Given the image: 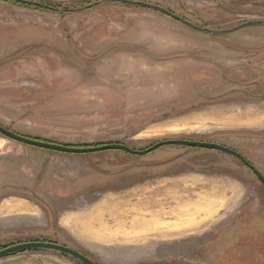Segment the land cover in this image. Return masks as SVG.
I'll list each match as a JSON object with an SVG mask.
<instances>
[{"label":"rangeland","instance_id":"1","mask_svg":"<svg viewBox=\"0 0 264 264\" xmlns=\"http://www.w3.org/2000/svg\"><path fill=\"white\" fill-rule=\"evenodd\" d=\"M27 1L0 0V124L64 144L120 142L145 149L164 139L214 141L238 150L264 174V22L244 25L264 21V0H144L174 8L202 29L115 0ZM0 138V157L11 156L18 165L54 161L58 154L107 153L111 165L122 162L130 182L142 176L155 189L169 186L161 200L177 205L160 213L71 217L72 230L47 233L98 264H264L255 261L256 240L212 237L225 224L232 231L264 226V185L229 153L186 145L143 155L120 149L71 153L1 132ZM208 181L240 183L244 205L227 217L234 223L225 218L204 228L217 211L212 197L207 203L200 193ZM192 194L197 204L186 206ZM4 223L0 245L19 242L16 233L30 228ZM34 227L51 229L47 222ZM30 252L46 264H82L62 253Z\"/></svg>","mask_w":264,"mask_h":264},{"label":"crops","instance_id":"2","mask_svg":"<svg viewBox=\"0 0 264 264\" xmlns=\"http://www.w3.org/2000/svg\"><path fill=\"white\" fill-rule=\"evenodd\" d=\"M0 139L5 141V138ZM120 156L124 157L125 155ZM108 157L107 153L95 157H86L81 154H58L54 161L50 159L47 162L41 161L34 164L32 160L24 159L20 161V165L11 156L0 157V216L12 214L25 216L20 219L11 218L8 220L5 219L8 217H0V226L2 221L5 222L4 225L24 223L30 226L25 231L16 233L18 235L14 236L13 240H52L54 238H51L47 233L50 234L51 231H54L53 229H73L71 217H148L154 211L160 213L165 205H177H173L170 201L166 204L161 200V191H165L169 186L155 189V186L147 185L142 176L137 177L136 181L131 180L130 182L127 173H124L126 168H120L122 162L113 166L107 161ZM45 163H47V168L44 167ZM49 163L58 172L52 173L48 168ZM113 168L116 170L115 172H113ZM45 169H47L46 172ZM173 176L176 174L161 177ZM203 176L206 178L205 175ZM198 182L203 181L199 179L193 183L198 184ZM14 183L20 184L21 187L14 186L13 188L12 184ZM167 184L176 186V182ZM151 189L153 191L149 194L148 190ZM200 189L201 194L206 193L208 196L207 203L211 202L212 197L217 210L212 216L215 218L204 226L209 230L218 226L219 223L225 222L237 208H242L244 205V202L241 201L240 183L220 185L219 182L208 181ZM30 198H35L42 206L33 204ZM195 199L198 198H194L192 194L191 198L186 200L185 205L197 204ZM8 203L19 205V207H11ZM203 204L204 202H199L197 206ZM160 216L163 215L160 214ZM260 221L264 223V219ZM46 222L51 227L50 230L39 227L31 228L32 226H43ZM229 222L234 223V217L233 221L229 220ZM226 227L228 224L220 226L212 237L223 239L237 237L241 239L238 241L241 244H250L254 239L258 243L260 253L255 261L261 263L264 260V226H259L263 228L262 230L255 225L253 228L245 227L244 230L240 228L236 231ZM227 250L225 249V251ZM236 252H239L240 255L246 253L242 250ZM42 259L41 255L23 252L0 259V264H46ZM240 260L245 261V257L240 256Z\"/></svg>","mask_w":264,"mask_h":264},{"label":"water","instance_id":"3","mask_svg":"<svg viewBox=\"0 0 264 264\" xmlns=\"http://www.w3.org/2000/svg\"><path fill=\"white\" fill-rule=\"evenodd\" d=\"M123 1L126 2V0H123ZM99 2H103V0ZM134 4L147 5V6L154 7L153 4L143 3V2L134 1ZM155 8L160 9L159 7H155ZM259 22H264V21H250V22L245 23L244 25H251V24H255ZM185 23H187L188 25L194 28L202 29L190 22H185ZM244 25H240L239 28ZM209 31L215 32L216 30L209 29ZM0 132L4 134L5 136L11 139H14L16 141H19L21 143L38 146V147H42L46 149L63 151V152H71V153H88V152H96V151H102V150H108V149H120V150L129 152L131 154L143 155V154L150 153L164 145H186V146H191V147L220 150V151L229 153L239 158L246 166L252 169V171L257 175L258 179L264 185V174L253 163H251L241 152L227 145L214 142V141H204V140H195V139H187V138H173V139L160 140L145 149H136L134 147H131L127 144L120 143V142H112V143H105V144H100V145H89V146L68 145V144H63L59 142L47 141V140L39 139L36 137L26 136L12 129H9L2 124H0ZM30 251H48V252L62 253V254H67V255L74 257L82 264H98L96 261H94L92 258L87 256L83 252L71 246H68L66 244H63L57 241H52V240H27V241L15 242L13 244L4 246L3 248H0V259L15 255L18 253L30 252Z\"/></svg>","mask_w":264,"mask_h":264},{"label":"flooded vegetation","instance_id":"4","mask_svg":"<svg viewBox=\"0 0 264 264\" xmlns=\"http://www.w3.org/2000/svg\"><path fill=\"white\" fill-rule=\"evenodd\" d=\"M15 1H19L21 3L28 2L27 0H15ZM115 1H121V2L127 3V4H134V1L153 4L154 7L147 6V5H137V4H134V5L151 8V9H154L156 11H161V12H163L165 14H168V15H170L172 17H175L176 19H179V20H181L183 22H190L186 18H184L183 16L181 17L180 15H178L177 14L178 13L177 10H175L174 8H167V7H165V6H163V5L159 4V3H152V2H148V1H144V0H126V2L123 1V0H115ZM37 5L40 6V7L42 6V7H45V8H50V6H48V5H43V4L42 5H39V3H37ZM155 7H159L160 9L155 8Z\"/></svg>","mask_w":264,"mask_h":264},{"label":"trees","instance_id":"5","mask_svg":"<svg viewBox=\"0 0 264 264\" xmlns=\"http://www.w3.org/2000/svg\"><path fill=\"white\" fill-rule=\"evenodd\" d=\"M27 136H29V135H27ZM31 137H35V136H31ZM36 138L43 139V140H47V141H52V142H57V141L45 139V138H42V137H36ZM105 143H110V142H105ZM105 143H97V144H93V145H100V144H105ZM68 145H74V146H89V145H85V144H68ZM10 244H13V243H8V244H5V245H0V248H3L4 246L10 245ZM83 253L85 254L86 252H83Z\"/></svg>","mask_w":264,"mask_h":264}]
</instances>
